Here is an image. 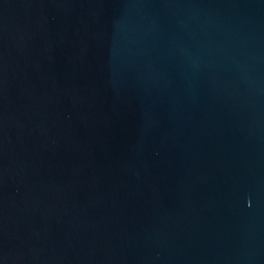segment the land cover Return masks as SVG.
Segmentation results:
<instances>
[{"label":"water","instance_id":"1","mask_svg":"<svg viewBox=\"0 0 264 264\" xmlns=\"http://www.w3.org/2000/svg\"><path fill=\"white\" fill-rule=\"evenodd\" d=\"M0 264H264V0H0Z\"/></svg>","mask_w":264,"mask_h":264}]
</instances>
